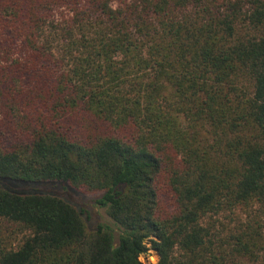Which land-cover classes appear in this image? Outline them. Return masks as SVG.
Returning <instances> with one entry per match:
<instances>
[{"label":"trees","instance_id":"obj_1","mask_svg":"<svg viewBox=\"0 0 264 264\" xmlns=\"http://www.w3.org/2000/svg\"><path fill=\"white\" fill-rule=\"evenodd\" d=\"M3 224L0 264H264V0H0Z\"/></svg>","mask_w":264,"mask_h":264},{"label":"rangeland","instance_id":"obj_2","mask_svg":"<svg viewBox=\"0 0 264 264\" xmlns=\"http://www.w3.org/2000/svg\"><path fill=\"white\" fill-rule=\"evenodd\" d=\"M20 50L21 48L15 49V55L20 56ZM19 186L18 189L21 191H39V192H46V193H51L55 194L68 202L74 204L78 208L85 209L89 212L90 214V222H89V227L94 228L97 224H106L108 226H111L114 228L116 234V228L113 226L111 220L106 216L105 212L103 209H100L96 207L92 201L93 198L96 197V193H88L84 190H74L71 188H66L61 184H48L44 185L41 187H36L34 186ZM212 220L214 221L216 228L220 229L222 228L221 225H226L227 223H230V218H226L225 215H217V216H212ZM0 239H3L5 242L6 248H13L16 249L18 245H20L22 241V234L18 232L17 228L12 227L11 225L8 224H3L0 227ZM140 261L142 263H151L155 264L158 261V256L157 254L149 250L146 253L142 254L140 256Z\"/></svg>","mask_w":264,"mask_h":264},{"label":"built area","instance_id":"obj_3","mask_svg":"<svg viewBox=\"0 0 264 264\" xmlns=\"http://www.w3.org/2000/svg\"><path fill=\"white\" fill-rule=\"evenodd\" d=\"M142 256V255H141ZM140 258V257H139ZM140 260V259H139Z\"/></svg>","mask_w":264,"mask_h":264}]
</instances>
